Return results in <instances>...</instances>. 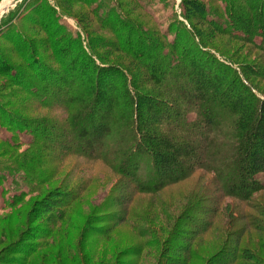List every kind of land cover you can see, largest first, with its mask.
Here are the masks:
<instances>
[{
  "label": "trees",
  "instance_id": "trees-1",
  "mask_svg": "<svg viewBox=\"0 0 264 264\" xmlns=\"http://www.w3.org/2000/svg\"><path fill=\"white\" fill-rule=\"evenodd\" d=\"M23 2L29 12L25 16L20 12ZM47 2L51 4V0H23L12 10L15 18H1L0 36L15 45L29 68L0 50V74L30 95L35 110L56 111L61 116L26 115L32 106L22 104L25 101L20 98L10 104L22 110L12 113L0 106V118L16 139L23 131L33 136L19 156L0 155V183L9 177L20 179L33 193L49 179L53 171L47 165L59 155L100 164L118 178L107 203L94 209L109 215L121 214L120 206L128 205L123 194L114 196L120 185L129 188L125 195L131 203L136 196H154L198 176L184 205L176 210L164 206L166 223L160 227L151 221L145 226L131 223L143 245L158 243L164 253L170 249L169 240L182 238L187 244L182 264H264V205L257 199L264 192V89L260 85L264 65L243 66L217 47L216 55L205 49L217 36H226L264 54V0H229L225 9L202 0H182L183 20L176 28L170 27V21L168 29L174 32L170 41L167 33L155 35L130 22L121 0L78 1L91 16L78 21L84 27L83 40L53 15L54 8H48ZM135 2L144 8L139 0ZM92 20L97 26H92ZM25 22L39 26L46 38L37 45L36 39L29 40ZM97 28L110 36L92 38ZM47 50L50 55L41 62ZM117 54L128 56L129 63L120 61ZM29 72L33 77L25 79ZM168 92L175 96L173 102L166 100ZM180 96L187 107L176 100ZM191 111L196 118L189 117ZM73 136L94 151L71 145ZM1 140L11 149H20L19 143ZM199 176H203L200 182ZM85 186L80 182L68 187L70 203L76 202ZM19 194L21 198L14 195L6 205L25 198ZM228 198L238 200L242 208H231ZM116 205L120 209L113 211ZM64 211L53 214L63 217ZM212 230L220 232L217 239L203 245L201 237ZM254 232L259 235L255 246L251 245ZM247 234L250 238L244 243ZM21 247L15 243L2 249L0 264L18 263L17 258L32 251ZM8 255L20 257L12 260ZM75 255L72 264H104L88 254ZM176 259L162 263L160 256L157 264H177Z\"/></svg>",
  "mask_w": 264,
  "mask_h": 264
},
{
  "label": "rangeland",
  "instance_id": "rangeland-1",
  "mask_svg": "<svg viewBox=\"0 0 264 264\" xmlns=\"http://www.w3.org/2000/svg\"><path fill=\"white\" fill-rule=\"evenodd\" d=\"M3 1L4 0H0V22L3 15H9L8 17L11 16L10 18H15L16 14L13 15L12 10L16 8L17 3L23 0H5V3L2 4ZM78 1L79 0L74 2L73 0H60L59 3L58 0H51V4L49 2H47V4L49 3L48 8H50L51 5L53 6L54 9L52 8V13L55 17L56 15L60 16L61 22L68 26L69 29L71 28L73 34L80 33L84 40L86 38L83 32L84 27L83 24L78 21L80 19L85 20L89 17L91 19V16L88 7L80 2L78 3ZM121 1L124 9L129 14L128 20L130 22H135L140 30L145 31V29H147L150 33L161 36L163 33H167L169 35L168 40H173L174 32L171 33L168 28L172 25L176 28L178 22L183 20L184 10L182 7V0H139L141 4L144 5V8H140L135 0ZM202 1L209 2L212 4V7L218 6L224 9L228 8L226 5L229 3V0ZM61 4L66 6L62 7ZM3 6L4 8H2ZM26 9L25 2H23L20 8L21 16H25V14L27 15L29 13L26 12ZM107 20V23L112 26L110 24L112 19L108 18ZM170 21H172L171 25ZM85 24L87 23L85 22ZM141 24H143L142 27L139 26ZM92 26H97L93 20ZM23 28L27 32V38L29 40L36 39L35 44L41 43L46 38L45 32H43L39 26L35 27L29 22H25L23 23ZM1 32L0 29V35ZM109 36L107 32H102L97 28L92 38L95 37L96 39ZM136 39L133 38L134 41H136ZM42 47L40 48L43 50ZM208 47H205V49L214 54L219 53L216 51L218 48V51H221L223 55L226 54L234 58L243 66L264 65V54L250 44L239 40L226 36H217L215 41L212 42L211 45L209 44ZM0 50L4 53H8V56L14 63L19 66H25L27 69L29 68L26 62L19 56V51L16 49L15 45L10 44V42L1 36ZM48 55H50V52L47 50V53L41 58V62H43L42 60H46ZM223 55L217 56L223 59ZM117 56H120V61H123L126 65L130 61V58L124 54H117ZM116 57L111 61L116 60ZM39 67L40 66H38V68ZM54 67L58 68L57 65H54ZM28 74V76L23 77L25 79L33 77L30 72ZM260 85L264 89V82ZM17 87L18 86L11 82L6 76L0 74V106L8 108L11 112L22 110L19 107L11 105L19 102L17 98L23 99L25 103L22 104L27 105V107L29 104L32 106L33 103L29 98L30 95L26 91L17 90ZM54 88V91L62 92L60 89ZM174 98L175 96L168 92L166 100L173 102L175 100ZM176 100L183 103V107H187L188 104L183 97L180 96ZM46 114L56 117L61 116V114L56 111L47 109L35 110L34 106L31 107L29 112H26V115L31 117L44 116ZM167 116L172 117V114L168 113ZM189 117L191 119L196 118V112L191 111ZM6 125L0 118V155L6 158L13 156L17 157L28 149V145L33 139V136L29 132L23 131L18 135V139H16L14 131H11V128ZM1 139H6L13 144L19 143L20 149H11L8 145H5ZM72 140V143H70L71 145L80 146L88 151H94V147L80 141L79 138L76 139V137L73 136ZM51 162L52 163H48L47 168L49 171L52 170L53 173L50 175L49 179L44 182L42 187L33 193H28V189H26L24 182L20 179L14 180L13 177H9L0 183V251L15 243L21 244V249L25 252H30V250H32L27 257L22 256L21 260L17 258L20 257L19 255H8L7 257H11L12 260L14 257L18 259V263H10L72 264L75 260L73 258H76V253L80 256H86V254H88V258L94 257L93 259L104 261V264H126L127 262L132 264H157L160 256L162 258V263L168 261L169 263H173V257L177 258V261H175L177 264L185 262L186 254L184 250L187 248L185 239L177 238L169 240V245L167 243L166 245L167 248L170 249L163 253L162 246H158V243L144 246L142 238L138 235L136 228L132 227L131 223L133 222L137 225L145 226L146 222L149 223L151 221V224L157 227L166 223L167 219L163 211L164 206L169 207L171 210H176L179 206L184 205L186 197L190 195L189 192L197 185L198 176L187 182L170 187L154 196L149 194L136 196L135 200L132 199L131 203L125 195L129 188L126 190L123 187L125 185H120L119 189L114 193V196H118L117 192L123 194L125 205H127V202L128 205L120 206L121 209L118 205L112 208L113 211H117L118 209L122 210L123 214L110 213L109 215H105L109 212H96L94 209L97 205L107 203V197L110 191L116 184L118 185V178L114 176L109 169L100 164H86L76 157L61 159L60 155L55 161L51 160ZM142 172L147 174L148 168H144ZM17 176L20 177L19 175ZM202 178L203 176H199V182ZM205 181H207V178ZM80 182L86 184L85 189L81 192L76 202L70 203V200H68L69 197H67V194H69L68 187H73ZM19 193H24V195H22L25 196V198L15 202L11 206H7L6 204H9V200L14 195H18V199L21 198ZM257 199L264 205V192L259 193ZM226 201H232L231 208L239 207L240 205L238 200H231L228 198ZM110 202L111 201H109L108 204ZM13 207H15L14 210ZM228 208H230V206ZM240 208H242V205H240ZM61 209L66 211L63 217H58L53 214L54 210L60 212L63 211ZM247 209L249 208L245 210ZM51 210L52 212L50 213L49 211ZM223 219L226 222L230 219L228 213ZM224 221L222 220L221 222L223 227L226 223ZM47 222H51L52 226L45 225ZM216 232L212 230L203 235V237H201L202 244L206 245L211 241L214 242L220 233L218 231ZM232 233L233 232H231V234ZM239 233H241L240 230ZM184 235L185 234H183V236ZM258 236L256 232L252 233L251 245L253 244L255 246V243L258 242ZM201 238H199L200 240L198 239L197 242L201 241ZM248 238H250V234H247L243 238V242L246 243ZM196 245L199 244L197 243ZM76 250L80 252H76ZM195 264H203V261H198Z\"/></svg>",
  "mask_w": 264,
  "mask_h": 264
},
{
  "label": "crops",
  "instance_id": "crops-1",
  "mask_svg": "<svg viewBox=\"0 0 264 264\" xmlns=\"http://www.w3.org/2000/svg\"><path fill=\"white\" fill-rule=\"evenodd\" d=\"M3 3H5V0L2 2V4H3ZM4 6H6V5H4ZM4 6H3L2 8H4Z\"/></svg>",
  "mask_w": 264,
  "mask_h": 264
}]
</instances>
